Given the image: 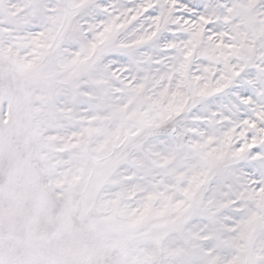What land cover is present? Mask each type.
<instances>
[{"label": "snow or ice", "instance_id": "6c2138e0", "mask_svg": "<svg viewBox=\"0 0 264 264\" xmlns=\"http://www.w3.org/2000/svg\"><path fill=\"white\" fill-rule=\"evenodd\" d=\"M0 264H264V0H0Z\"/></svg>", "mask_w": 264, "mask_h": 264}]
</instances>
